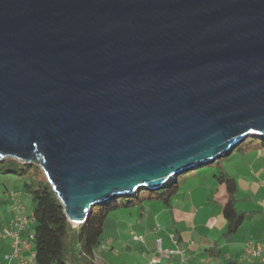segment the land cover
Returning a JSON list of instances; mask_svg holds the SVG:
<instances>
[{"label": "water", "instance_id": "water-1", "mask_svg": "<svg viewBox=\"0 0 264 264\" xmlns=\"http://www.w3.org/2000/svg\"><path fill=\"white\" fill-rule=\"evenodd\" d=\"M264 137V0H0V161L71 222Z\"/></svg>", "mask_w": 264, "mask_h": 264}, {"label": "crops", "instance_id": "crops-1", "mask_svg": "<svg viewBox=\"0 0 264 264\" xmlns=\"http://www.w3.org/2000/svg\"><path fill=\"white\" fill-rule=\"evenodd\" d=\"M241 153L245 155V159L239 160L238 164L250 167L252 174L251 187L244 197L249 202L245 206L264 209V147L250 148ZM204 179H207L206 183L185 179L168 205L159 200V204H156L158 210L147 214L146 210L141 211L144 216L136 224L150 232L143 234L145 241L139 242L142 245L137 251H133L136 255L133 254L132 264H150L156 253L157 237L163 238L165 247L185 252L184 256L179 253L166 256L160 264H230L231 261H237V264H264L262 259L250 256L245 251L249 240L255 243L264 242V210H241L237 199L240 211L246 214L245 223L235 236L223 237L229 228V222L222 212L221 200L225 195V188L211 178L205 176ZM239 189L238 183V191ZM15 192L18 194L17 199L26 206L29 213L27 201L31 198L28 193L17 190ZM5 193L0 195V208L10 207V220L0 219V230L6 228L14 216L15 200L10 191ZM142 207H147L145 202ZM170 233L176 234L178 246L170 239ZM23 234L27 238V232ZM133 234L138 233L132 231V236ZM11 251V239H0V264H6L5 254Z\"/></svg>", "mask_w": 264, "mask_h": 264}, {"label": "trees", "instance_id": "trees-1", "mask_svg": "<svg viewBox=\"0 0 264 264\" xmlns=\"http://www.w3.org/2000/svg\"><path fill=\"white\" fill-rule=\"evenodd\" d=\"M254 147H264V137L250 135L236 149L245 151ZM234 151L235 149L231 154ZM186 172L174 177L160 189H141L134 195L118 197L95 206L88 219L75 228L57 192L39 165L24 164L11 157L0 161V175H7L10 179L19 176L24 181L26 193L34 202L33 246L38 264H108L99 261L97 249L102 246L109 213L141 205L150 200H160L168 205L181 183L188 178ZM196 174L197 172L192 175ZM214 176L225 188V195L221 200L222 212L229 222V228L223 237L231 238L237 234L246 220V214L240 211L237 204L238 183L235 178L229 177L223 171H219V174L214 173ZM8 191L6 187L5 192ZM230 264H237V261H231Z\"/></svg>", "mask_w": 264, "mask_h": 264}, {"label": "rangeland", "instance_id": "rangeland-1", "mask_svg": "<svg viewBox=\"0 0 264 264\" xmlns=\"http://www.w3.org/2000/svg\"><path fill=\"white\" fill-rule=\"evenodd\" d=\"M243 159H245V155H242L241 151L235 148V151L229 156L221 157L217 159L216 162L201 166L197 170L187 171L186 177H188L190 180H201V182L203 181L206 183L207 179H204L206 176L217 181L216 184H219L217 178L214 176V173L219 174V171H223L229 177L235 178L239 183L240 189L236 194V199L239 201L241 210H264L260 207L251 208L245 206L249 202L244 197L246 195V191H248L251 187L252 174L250 167H245L242 164H238L239 160ZM42 171L45 174L43 169ZM195 172H197V174L194 176L198 177H194L192 175ZM246 176L248 177L246 178ZM182 185L180 187H182ZM6 187L10 192H14L15 190L24 193L27 192L24 187V181L21 180L19 176H14L12 179H10L7 178V175H0V195L6 194ZM145 204L147 205L145 209H143L142 204H137V206L134 207L114 210L109 213L104 229L103 243L102 246L97 249V256L100 262H107L110 264L133 263L131 261L133 254L136 255V252L133 253V251H137V248H140L142 244L134 241L132 231L138 234H147L150 232L149 230H143L141 226L136 224V222L144 216L141 214V211L146 210L145 214H147V212L158 210L156 204H159V200L145 201ZM9 208H0V219L2 221L10 220L9 212L11 209ZM27 208L29 213L32 214L31 212L34 210V202L32 200L27 201ZM71 223L75 228L80 225V223L74 221ZM133 225L135 227H133ZM1 254L2 252H0V255Z\"/></svg>", "mask_w": 264, "mask_h": 264}, {"label": "built area", "instance_id": "built-area-1", "mask_svg": "<svg viewBox=\"0 0 264 264\" xmlns=\"http://www.w3.org/2000/svg\"><path fill=\"white\" fill-rule=\"evenodd\" d=\"M15 200L13 205L14 216L9 225L0 230V239H11L12 251L5 254L6 264H38L36 260V252L33 246V224L34 215L26 210V206L17 199V192H11ZM32 227V229H30ZM27 232V238L23 237V233ZM133 239L137 242H144L143 234H133ZM170 239L178 246V239L175 233H170ZM156 253L150 261V264H160L166 256L175 254L185 255V252L177 248L164 246L162 237L156 238ZM245 251L250 256L260 258L264 261V242L255 243L252 240L247 241ZM27 252V255L25 254Z\"/></svg>", "mask_w": 264, "mask_h": 264}, {"label": "bare ground", "instance_id": "bare-ground-1", "mask_svg": "<svg viewBox=\"0 0 264 264\" xmlns=\"http://www.w3.org/2000/svg\"><path fill=\"white\" fill-rule=\"evenodd\" d=\"M167 183H170V180H169V181H167V182H166V184H167Z\"/></svg>", "mask_w": 264, "mask_h": 264}]
</instances>
